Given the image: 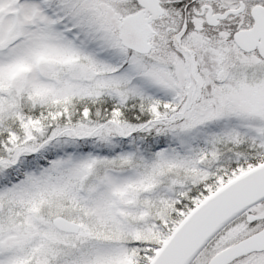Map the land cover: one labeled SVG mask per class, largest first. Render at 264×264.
Listing matches in <instances>:
<instances>
[{"label":"snow or ice","instance_id":"snow-or-ice-1","mask_svg":"<svg viewBox=\"0 0 264 264\" xmlns=\"http://www.w3.org/2000/svg\"><path fill=\"white\" fill-rule=\"evenodd\" d=\"M0 264H264V0H0Z\"/></svg>","mask_w":264,"mask_h":264}]
</instances>
